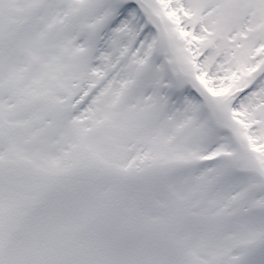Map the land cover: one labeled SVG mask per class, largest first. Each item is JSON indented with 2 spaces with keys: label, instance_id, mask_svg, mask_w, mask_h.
<instances>
[{
  "label": "snow or ice",
  "instance_id": "6c2138e0",
  "mask_svg": "<svg viewBox=\"0 0 264 264\" xmlns=\"http://www.w3.org/2000/svg\"><path fill=\"white\" fill-rule=\"evenodd\" d=\"M0 264H264V0H0Z\"/></svg>",
  "mask_w": 264,
  "mask_h": 264
}]
</instances>
